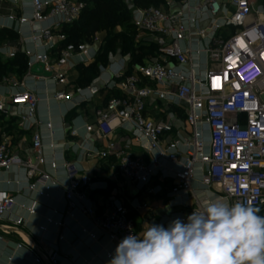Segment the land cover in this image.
<instances>
[{
  "label": "built area",
  "instance_id": "1",
  "mask_svg": "<svg viewBox=\"0 0 264 264\" xmlns=\"http://www.w3.org/2000/svg\"><path fill=\"white\" fill-rule=\"evenodd\" d=\"M21 1L1 0L0 10L3 3L16 9ZM30 3V18H17L14 13L8 17L11 23H17L23 41L32 45V49L26 48L23 53L27 59L25 79L52 84L51 92L46 90V98L52 93L54 102L67 108L65 116L99 101L89 113L92 121L85 125L84 139L75 141L78 138L75 131L62 140V150L74 154L77 160L50 162L53 174L60 167L65 171L67 184L63 194L68 216L73 218L79 212L93 226L92 230L82 229L89 241L104 237L108 244L117 246L125 236L137 233L131 213L151 207L138 200L129 208L115 202L104 214H98L88 193L100 190L99 183L80 166L87 157L101 161L115 158L116 176L147 195L160 196L163 189L157 181L172 180L173 185L165 195L170 207H184V199L194 194L193 184L198 183L208 204L210 196L216 194L223 203L251 202L259 211L264 210L263 5L252 0H168L166 10L132 6V24L138 34L156 45V61L130 69L129 62L118 55L114 62L99 66L89 85L72 90L69 74L96 63L105 36L97 34L89 43L65 44L64 27L73 26L86 5L79 0H30ZM10 29L7 25L0 30ZM19 53L16 48L0 51L9 60ZM36 67L41 69L42 76L32 75ZM21 86L24 91L1 98L0 113L6 114L7 106L15 107L21 130L32 132L38 126L46 131L32 132L33 156L28 158L11 152L8 140L1 136L0 172L22 169L29 192L35 191L38 184L49 192L59 188L60 183L55 175L42 170L47 162L44 140L49 139L52 155L59 143L53 123L37 119L41 102L37 90L12 84L13 88ZM150 101L182 107L190 138L181 147L170 141L173 132L170 123L146 117ZM119 132L130 138L124 150L113 141ZM93 135L108 140L105 149L94 146ZM131 141L146 152L148 159L131 154ZM170 165L179 166L177 170L171 169V175ZM34 179L36 183H32ZM17 207L14 196L0 191V222L11 224L2 226L3 235L26 225L23 217L15 216ZM21 208L30 216L36 213L33 208ZM177 217L187 218L184 214H171L159 223L167 227ZM46 225L38 227L42 236L48 232L47 227L62 228L61 220L52 217L46 219ZM3 235L0 243L4 242ZM36 246L31 247L34 252L29 254L32 264H61L59 251L47 241L40 240ZM22 248L16 246L17 250ZM112 256L105 252L106 260ZM84 264L91 262L84 260Z\"/></svg>",
  "mask_w": 264,
  "mask_h": 264
},
{
  "label": "crops",
  "instance_id": "2",
  "mask_svg": "<svg viewBox=\"0 0 264 264\" xmlns=\"http://www.w3.org/2000/svg\"><path fill=\"white\" fill-rule=\"evenodd\" d=\"M253 2L262 5L259 1ZM177 7L179 6L177 5ZM12 13H14L17 18L21 16L30 18L32 13L30 0L21 1V5L16 9H13L10 3H3L0 10V29L2 26L7 25L12 27L10 30H0V33H4L8 36L5 41L0 42V51H9L16 48L23 54L26 48L32 49V45L23 41L18 33L17 23H11L8 20V17ZM46 25L48 24H45V26ZM145 42L148 46L152 44V41L148 39H146ZM0 58L3 61H9L6 56L0 55ZM117 58V56L109 58L104 66L114 62ZM124 58L129 62V57ZM38 69L41 70L40 68ZM25 75L23 77L9 75L8 77L0 79V100L3 96H9L11 92H21L25 90L23 86L13 88V83H18L19 85L24 84L27 88L33 87L37 90V94H39L41 99L38 107L37 119L44 123L49 120L53 123L56 132V140L59 143V147L55 150V154L52 155L49 149V139L45 138L44 140V155L47 162L42 170L44 169L45 172L53 174L50 168V162L57 161L60 164L64 160H77V156L62 150V140L65 135L75 131L78 133V138L75 139V141L84 139L86 136L85 125L92 121L89 113L99 105V101L97 100L89 106L82 107V110L65 116L67 108L54 102L51 95L52 93H50L53 89L52 84L46 85L41 82L38 83L33 80H27L25 79ZM80 76V69H76L69 74L72 90L83 87L79 83ZM46 90H50V95H48L47 98ZM146 117L154 121L170 123L173 126L170 141L178 143L180 147L184 141L190 138V132L185 125L186 115L181 106L150 101L147 107ZM36 131L45 134L46 130L43 127L37 126L32 132L35 133ZM32 132H26L19 128L17 108L7 106V113H0V137L4 136L8 140L11 152L19 154L22 158L32 157ZM114 137L113 141L118 145V148L124 150L126 144L129 142V137L122 132L115 134ZM91 141L98 149H105L108 140L99 139L98 136L93 135ZM206 143H209L208 137H206ZM131 145L132 155L148 159L146 152L138 149L132 141ZM117 164L118 161L115 158L101 161L87 157L81 161L80 166L83 172L92 176L93 180L99 183L100 190L88 193V197L98 214H104L109 206L115 202L123 203L127 208L130 207V204L134 200L150 205V210L131 213V219H133L136 224L137 233L147 228L149 224H160V220L165 216L171 214H184L188 216L194 210L198 208L204 209L208 205L207 198L201 195V186L198 183H194V194H190L184 199L185 206L170 207L169 201L165 199V195L170 191L173 185L172 180L165 183L159 180L157 181V185L161 186L163 189L160 196L147 195L134 185L116 176ZM178 168L179 166L177 165H170V175L173 173V169L177 170ZM53 175H55V178L60 183L59 188H53L49 192H46V188L42 184H38L35 191L29 192L27 178L22 169L14 168L9 172H0V191L16 198L18 207L16 208L15 216L23 217L26 221L24 227L15 228L9 235H3L1 228L2 226H11V224L0 222V235L4 236V242L0 243V264H32L29 254L34 251L31 247L37 248L36 244L40 240L47 241L53 248L59 251L61 264H84V260H88L91 264H108L110 260L105 259V252L114 255L117 246L108 244L104 237H100L97 241H89L87 237L82 234V229L86 228L92 230L93 226L91 222L79 212L75 213L73 218L68 216L63 194V190L67 184L65 171L60 167L57 174ZM198 177H200V173ZM36 181L37 179H34L32 183H36ZM209 201L221 202L216 194L213 196L211 195ZM22 206L33 208L36 212L35 215L30 216L21 208ZM55 212H57V214H55ZM51 217L56 221L61 220L62 228L56 229L53 226L47 227L48 232L45 236H42L38 227L46 225V219ZM58 237H63L64 239L59 241ZM17 245H22L23 248L17 250ZM11 258L12 261L9 262Z\"/></svg>",
  "mask_w": 264,
  "mask_h": 264
},
{
  "label": "clouds",
  "instance_id": "3",
  "mask_svg": "<svg viewBox=\"0 0 264 264\" xmlns=\"http://www.w3.org/2000/svg\"><path fill=\"white\" fill-rule=\"evenodd\" d=\"M258 213L251 202H211L186 220L125 236L108 264H264V216Z\"/></svg>",
  "mask_w": 264,
  "mask_h": 264
},
{
  "label": "trees",
  "instance_id": "4",
  "mask_svg": "<svg viewBox=\"0 0 264 264\" xmlns=\"http://www.w3.org/2000/svg\"><path fill=\"white\" fill-rule=\"evenodd\" d=\"M86 6L80 19L70 27H64L62 33L67 36L65 44L89 43L97 34H103L104 44L101 47L98 60L89 68H79L81 76L79 83L85 87L97 76L99 66H104L109 58L115 56L129 57L130 69L133 66H144L143 58L151 53L157 55V47L139 46L129 49L126 36L117 34L115 29L124 26V29L135 30L132 24L131 8L121 4L119 0H79ZM179 2L181 0H175ZM264 6V0H258ZM135 7L143 9H162L164 0H134ZM167 9V8H166ZM6 36L0 33V42L5 41ZM63 47V45H60ZM144 54V56H143ZM27 73V59L19 53L15 59L3 61L0 58V79L9 75L23 77Z\"/></svg>",
  "mask_w": 264,
  "mask_h": 264
},
{
  "label": "rangeland",
  "instance_id": "5",
  "mask_svg": "<svg viewBox=\"0 0 264 264\" xmlns=\"http://www.w3.org/2000/svg\"><path fill=\"white\" fill-rule=\"evenodd\" d=\"M167 1L168 0H164V4H162L161 8L163 10H166L167 8ZM255 2H258V0H253ZM119 2H121V4H126L127 8L130 9L132 6H135L134 4V0H119ZM115 32L117 34H121L122 36L125 35L126 36V42L128 44L129 49H134L137 48L139 46H148V44L145 42L146 39H144L145 37L138 34L137 32H135L134 30H127L124 29V26L122 27H117L115 29ZM144 56V54H143ZM157 55L155 53H151L150 55H148L147 57L144 56L143 58V64L144 65H148L150 64L152 61H156ZM259 215L264 216V210L263 211H259L258 213Z\"/></svg>",
  "mask_w": 264,
  "mask_h": 264
},
{
  "label": "water",
  "instance_id": "6",
  "mask_svg": "<svg viewBox=\"0 0 264 264\" xmlns=\"http://www.w3.org/2000/svg\"><path fill=\"white\" fill-rule=\"evenodd\" d=\"M32 75L34 76H42V71L39 70L37 67L32 70Z\"/></svg>",
  "mask_w": 264,
  "mask_h": 264
}]
</instances>
